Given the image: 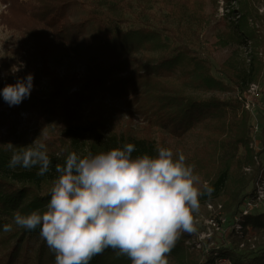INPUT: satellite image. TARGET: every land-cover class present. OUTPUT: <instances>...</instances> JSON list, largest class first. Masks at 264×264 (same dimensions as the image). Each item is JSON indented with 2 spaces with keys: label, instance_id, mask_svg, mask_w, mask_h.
<instances>
[{
  "label": "trees",
  "instance_id": "trees-1",
  "mask_svg": "<svg viewBox=\"0 0 264 264\" xmlns=\"http://www.w3.org/2000/svg\"><path fill=\"white\" fill-rule=\"evenodd\" d=\"M226 1L229 7L236 5L232 11L238 20L228 22L222 42L246 49L249 62L228 59L219 78L212 51L202 40L210 23L209 0H0L6 6L0 24L21 41L9 52L10 59L25 62L24 77L34 75L31 95L21 104L9 106L0 95V264H55L39 228H20L13 216L45 209L58 175L55 166L64 164L70 152L95 155L132 143L133 157L156 156L158 135L183 149L193 145L195 154L201 141L199 175L214 191L201 197L200 204L222 203L232 227H240L239 234L212 249L205 260L264 264L263 244L240 248L243 240L247 244L264 236V211L246 214L239 208L258 176L264 177V125L258 148L252 115L243 108L249 86L264 81V40L254 24L252 0ZM6 56L0 73L10 78ZM64 60L83 66L85 76L61 78L50 62ZM42 78L53 87L44 97ZM87 111L99 112L103 122L89 125ZM258 111H264V103ZM130 112L142 120L140 130L117 123ZM29 115L37 116L36 135L20 139L16 130L26 126ZM34 140L46 143L50 171L39 176L37 167L10 169L7 143L19 151ZM195 154L189 153L188 163L195 164ZM244 168H253L248 179L241 176ZM5 224H12V230L5 232ZM193 238L182 234L167 259L200 264L201 256L188 251ZM90 264L131 260L109 248Z\"/></svg>",
  "mask_w": 264,
  "mask_h": 264
},
{
  "label": "clouds",
  "instance_id": "clouds-1",
  "mask_svg": "<svg viewBox=\"0 0 264 264\" xmlns=\"http://www.w3.org/2000/svg\"><path fill=\"white\" fill-rule=\"evenodd\" d=\"M19 69L13 68L16 72ZM29 73L0 90L9 106L21 104L33 90ZM12 153L8 167L50 171L52 161L46 143L34 140ZM132 143L98 154L70 152L58 174L43 211L22 214L13 222L39 234L55 254V264H90L106 249L126 256L131 264H168L167 254L179 237L197 231L200 199L214 188L195 172L182 151L158 146L157 155H137ZM5 232L12 224L3 226Z\"/></svg>",
  "mask_w": 264,
  "mask_h": 264
},
{
  "label": "rangeland",
  "instance_id": "rangeland-1",
  "mask_svg": "<svg viewBox=\"0 0 264 264\" xmlns=\"http://www.w3.org/2000/svg\"><path fill=\"white\" fill-rule=\"evenodd\" d=\"M251 2V0H250ZM252 4L255 8L256 21L255 26L258 29V36L262 37L264 40V0H252ZM236 5H232L229 7L227 5L226 0H209L207 6V14L210 16V23L207 27L202 31V40L203 42L211 49L212 55L211 60L214 67V74L220 78V67L226 63V61L230 58L231 60H245L248 64L249 56L246 49H240L239 46L235 43L223 44L221 34L227 29L228 22H237L238 16L233 13V9ZM6 6L0 2V14L4 12ZM1 23V22H0ZM253 25V23H252ZM18 34L14 31L7 29L3 25L0 24V63L4 61V56L9 63L11 69L14 67L19 69L16 72L12 71V75L14 78H8L4 72L0 73V90L3 89L7 84H14L19 78L24 77L27 69L25 66V62L20 61V58L10 59V51L20 44V39L18 38ZM264 52V47H263ZM10 59V60H9ZM50 67L52 70H55L56 74H58L61 78L64 77H78L83 78L85 76V69L83 66L79 64L71 63L70 60L64 61H51ZM10 79V80H8ZM39 88L43 91V96L49 95L51 93L53 87H49V79L42 78L40 79ZM244 104L243 108L248 110L249 114L252 115V124L255 125V133L259 135L262 132L264 125V111H258L260 108V104L264 103V81L260 83L251 84L245 92ZM262 96V98H261ZM113 109H109L112 111ZM105 114V112H103ZM256 115V118L255 116ZM85 120L89 125L97 124L100 118L99 112L87 111L84 116ZM255 118V119H254ZM133 119V120H132ZM141 119L134 117V115L130 112L124 118H121L117 121V123H124L126 126L133 127L134 130H140ZM93 122V123H92ZM103 122V121H102ZM102 122H98L101 124ZM113 121H111L112 123ZM26 125V126H25ZM25 127H19L16 130L17 134L20 135V139H29L35 137L36 133V125H37V116L29 115L28 123L26 122ZM156 137V136H155ZM158 140L159 146L171 148L174 152L182 151L186 158H189V153H194L195 151L192 148L193 145H190L189 148L183 149L185 146L178 144L175 145L174 142L169 141L168 139L163 138V135H158L156 137ZM19 139V140H20ZM261 137L260 135L256 136V141L254 145L258 148H261L263 145L260 143ZM201 141H198L196 146V156H193V160H195V165L197 163V173L199 174V169H201ZM264 159V158H263ZM264 161V160H263ZM260 163V160H259ZM218 168V164H216L212 170L214 172ZM253 174V168H244L241 173V176L246 177L247 179L251 177ZM251 195L242 201V204L239 208L253 211H264V177L261 175L258 176L254 187L250 188L248 191H252ZM198 220L196 224L197 231L194 234V238L187 242V246H189L188 251L191 253L197 254V256H201L200 264H209L208 261L205 260V256L211 252L212 249L225 245V242L228 241V238H232L233 234L240 233V227L235 226L232 227V223L229 222L227 213L224 209L222 203H214V204H205L200 206V210L195 214ZM231 226V227H230ZM243 240V239H242ZM259 244L264 245V236L261 238H257L252 240V242L247 243L243 240L240 248H243L244 245H248L251 249L257 248L261 246ZM203 251L205 253H203ZM168 264H187L183 263L181 260H168Z\"/></svg>",
  "mask_w": 264,
  "mask_h": 264
},
{
  "label": "built area",
  "instance_id": "built-area-1",
  "mask_svg": "<svg viewBox=\"0 0 264 264\" xmlns=\"http://www.w3.org/2000/svg\"><path fill=\"white\" fill-rule=\"evenodd\" d=\"M244 211L246 214L250 212L249 210H247V208ZM212 264H234V263L232 262L231 259L217 258L216 257V258H214V261Z\"/></svg>",
  "mask_w": 264,
  "mask_h": 264
}]
</instances>
